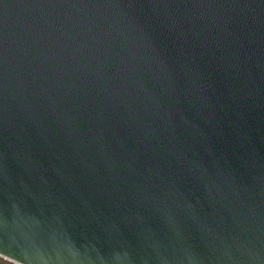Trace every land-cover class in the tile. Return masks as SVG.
Returning a JSON list of instances; mask_svg holds the SVG:
<instances>
[{"label":"water","instance_id":"obj_1","mask_svg":"<svg viewBox=\"0 0 264 264\" xmlns=\"http://www.w3.org/2000/svg\"><path fill=\"white\" fill-rule=\"evenodd\" d=\"M0 256L264 264V0H0Z\"/></svg>","mask_w":264,"mask_h":264},{"label":"rangeland","instance_id":"obj_2","mask_svg":"<svg viewBox=\"0 0 264 264\" xmlns=\"http://www.w3.org/2000/svg\"><path fill=\"white\" fill-rule=\"evenodd\" d=\"M0 264H15L0 256Z\"/></svg>","mask_w":264,"mask_h":264}]
</instances>
